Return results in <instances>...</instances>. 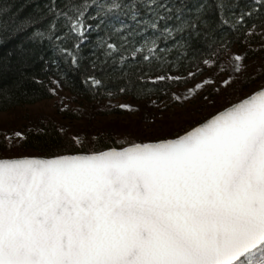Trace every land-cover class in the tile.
<instances>
[{"label":"snow or ice","instance_id":"1","mask_svg":"<svg viewBox=\"0 0 264 264\" xmlns=\"http://www.w3.org/2000/svg\"><path fill=\"white\" fill-rule=\"evenodd\" d=\"M31 3L0 5V108L49 71L57 95L61 61L90 89L189 87L159 88L184 111L153 101L160 114L139 141L106 129L111 143L86 147L50 125L0 133V264H264V60L255 74L248 63L264 54V0H46L25 15Z\"/></svg>","mask_w":264,"mask_h":264},{"label":"trees","instance_id":"2","mask_svg":"<svg viewBox=\"0 0 264 264\" xmlns=\"http://www.w3.org/2000/svg\"><path fill=\"white\" fill-rule=\"evenodd\" d=\"M13 2V0H0V5H4L7 3ZM46 2V0H35V3H39L40 5H43ZM251 0H240L241 5L250 3ZM14 3L17 6H20L21 4L26 3V0H14ZM35 3H31L29 4V6L27 7V9L25 10V15L27 14V12L32 11V9L35 7ZM96 34L93 33L90 40L91 42L84 48V53L86 55H91V51L90 49L93 48L94 44H95V40H96ZM255 47V45H254ZM43 53L46 57H52L53 56V52L51 49L48 48L47 43H45L43 46ZM234 50H240L239 49V45H233ZM5 49H0V55H2L4 53ZM250 59L248 60V63L250 65L249 71L253 72V74H255V72L260 70V63L262 60H264V54H260V53H256V52H251L249 53ZM60 68L62 70V72H64L67 75V81L62 84V88L67 90L68 93L75 99V103H77V107L81 106L82 109H84L83 111H85V113H83V115L85 114V119L86 121L89 120L90 118H95L97 115H103V114H119L122 113L123 110L119 109L118 107H115L117 105H119V102L122 101L123 99H137V100H141V99H146V98H154L158 101V104L160 105L161 108H163L165 106V104L170 105L171 107L169 108V111H184V109L179 108L176 105L175 101H172L169 99L168 96H164L160 91L159 88H163L164 91H176L178 92L180 88L184 87L185 85H171L166 86V85H159V86H154L151 84H147L144 85V89H145V93H147V89L148 88H154L157 89L153 94H145L143 96H141L140 98H137L136 95L134 94H119L116 91V88L114 87V84L116 83V81H108L107 79H105L104 83L108 85L107 88H100V89H90L87 85H85L83 83L84 79H85V72L83 70L80 71H73L69 65L65 64L63 61H61L60 63ZM36 71L39 73V68L36 69ZM97 75H99L97 73ZM207 75V73H206ZM51 76L52 78H58L55 77L53 75V72L49 71L47 73V75H43L40 74L38 75V79L44 80L45 82V87H41L40 85L34 83V82H26L24 85V91L26 92V95L21 97V102L15 106H21V105H28V104H33L36 103L38 101L44 100V99H48L51 98L53 95L48 91V77ZM10 82V81H9ZM260 83V81H256V84ZM256 84H252L250 85L249 88H245L243 90L242 93H237L234 96H230V99L235 100L236 96L239 95H244L247 92H249L251 90V88L256 87ZM52 87H54V85H52ZM111 91L113 92V96L109 97L107 95V92ZM178 94V93H177ZM227 95V94H226ZM119 101V102H118ZM110 102V103H109ZM113 102H115L114 104H112ZM201 101L200 100H196L194 103H188L187 104V109L189 110H195L196 108L199 107ZM220 105H217V107H219ZM15 107L12 108H7V109H3L0 108V112H4V111H8L10 109H13ZM216 111L215 108H209L206 111L203 112H199V111H194L193 112V117L197 120L201 119L204 116H210V114L214 113ZM83 115H80L78 118H81ZM67 117H72V118H77L76 113L70 112L67 113L66 115ZM43 125H50L56 129H60L57 124L53 121V120H49L47 121L45 124ZM67 136L65 137V139L72 137L70 135V133L68 131H64ZM100 135L101 139L99 141H93L92 137ZM129 140H133L132 136H130L129 138H127ZM85 142H86V147H96V148H104L106 146V144L111 143L110 141H106L104 139V131H96V134L94 135H88L87 137H85Z\"/></svg>","mask_w":264,"mask_h":264},{"label":"rangeland","instance_id":"3","mask_svg":"<svg viewBox=\"0 0 264 264\" xmlns=\"http://www.w3.org/2000/svg\"><path fill=\"white\" fill-rule=\"evenodd\" d=\"M188 87L189 85L186 84L177 93L187 94ZM74 100L68 91L61 87L58 89V94L51 98L0 112V133L7 131L11 134L13 130L27 132L30 128L35 129L37 126H42L47 121L53 120L59 128L68 131L71 136H80L82 139L88 135H95L96 131L114 129L130 133L127 138L132 136L133 140L139 141L148 138L141 133L146 131L148 125L160 114L159 109L153 104V101L158 104L154 98L123 99L118 101L119 104L129 103L138 111L129 113L123 110L119 114L97 115L95 118L86 121L84 109L81 106L77 107ZM73 111L77 118L66 116L67 113ZM83 113L85 114L83 115ZM80 115L83 116L78 118Z\"/></svg>","mask_w":264,"mask_h":264}]
</instances>
